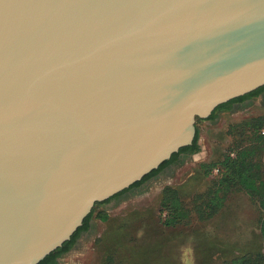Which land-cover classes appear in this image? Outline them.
Masks as SVG:
<instances>
[{
    "label": "water",
    "instance_id": "1",
    "mask_svg": "<svg viewBox=\"0 0 264 264\" xmlns=\"http://www.w3.org/2000/svg\"><path fill=\"white\" fill-rule=\"evenodd\" d=\"M264 86V0H0V264H39Z\"/></svg>",
    "mask_w": 264,
    "mask_h": 264
},
{
    "label": "rangeland",
    "instance_id": "2",
    "mask_svg": "<svg viewBox=\"0 0 264 264\" xmlns=\"http://www.w3.org/2000/svg\"><path fill=\"white\" fill-rule=\"evenodd\" d=\"M262 116L264 95H259L211 120L198 119L200 151L125 197L95 206L91 229L61 264H228L263 251L264 212L257 198L232 188L216 211L210 207L214 181L201 170L251 146L255 129L249 123ZM168 187L178 189L190 214L173 228L163 224L161 209Z\"/></svg>",
    "mask_w": 264,
    "mask_h": 264
},
{
    "label": "trees",
    "instance_id": "3",
    "mask_svg": "<svg viewBox=\"0 0 264 264\" xmlns=\"http://www.w3.org/2000/svg\"><path fill=\"white\" fill-rule=\"evenodd\" d=\"M262 93H264V86L252 93L219 106L208 119H213L216 112L220 110L233 111V109H231L232 104H242L253 97L261 95ZM249 126L255 129V140L251 146L229 152L223 161L219 163L201 165V170L205 177L214 181L212 192L213 197L210 199V207H214L213 209L216 211L223 205L224 197L222 194L227 193L232 188H239L245 191L249 196L257 198L259 206L264 212V116L249 123ZM199 151V135L197 133L192 145L180 149L179 152L175 153L158 169L154 170L145 176L141 181L135 183L128 189L120 192L104 203L125 197L129 193L149 182L151 179L157 178L167 168L182 163L189 156L197 154ZM216 169L219 170L217 175L214 174ZM101 204L102 203H97L95 206ZM161 204L162 216L164 217L163 224L166 227H176L177 225L184 223L190 216L182 202L178 189L175 187H168L165 189ZM93 210L84 220L83 225L74 233L71 239L65 242L62 247L48 255L39 264H56L58 258H62L68 254L74 248L78 239L91 229ZM102 219L105 220L106 217H102ZM261 237L264 245V219L261 221ZM228 264H264V250L259 253L247 254L240 258H236Z\"/></svg>",
    "mask_w": 264,
    "mask_h": 264
},
{
    "label": "flooded vegetation",
    "instance_id": "4",
    "mask_svg": "<svg viewBox=\"0 0 264 264\" xmlns=\"http://www.w3.org/2000/svg\"><path fill=\"white\" fill-rule=\"evenodd\" d=\"M262 95H264V93H262L260 96H262ZM234 105H235V104H232V105H231V109H233V110H234ZM230 112H231V110H230ZM82 236H83V235H82ZM82 236H81V237H82ZM81 237H80V238H81ZM80 238H79L78 241L75 243L74 248H75L76 245L78 244ZM74 248H73V249H74ZM73 249H72V250H73ZM72 250H71V251H72ZM71 251H70V252H71ZM61 259H62V258H58L56 264H61Z\"/></svg>",
    "mask_w": 264,
    "mask_h": 264
},
{
    "label": "built area",
    "instance_id": "5",
    "mask_svg": "<svg viewBox=\"0 0 264 264\" xmlns=\"http://www.w3.org/2000/svg\"><path fill=\"white\" fill-rule=\"evenodd\" d=\"M218 172H219V170H218V169H216V170L214 171V174H215V175H217V174H218Z\"/></svg>",
    "mask_w": 264,
    "mask_h": 264
}]
</instances>
